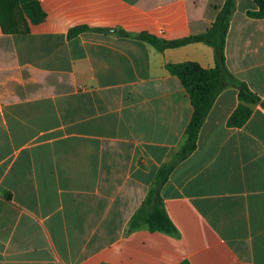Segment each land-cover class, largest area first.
<instances>
[{"label":"crops","instance_id":"crops-1","mask_svg":"<svg viewBox=\"0 0 264 264\" xmlns=\"http://www.w3.org/2000/svg\"><path fill=\"white\" fill-rule=\"evenodd\" d=\"M225 1L0 0V264H264V108L228 126L234 86L161 189L177 233L129 231L193 114L167 64L215 66L205 43L136 35L204 34ZM257 9L236 0L225 52L264 102Z\"/></svg>","mask_w":264,"mask_h":264},{"label":"trees","instance_id":"trees-1","mask_svg":"<svg viewBox=\"0 0 264 264\" xmlns=\"http://www.w3.org/2000/svg\"><path fill=\"white\" fill-rule=\"evenodd\" d=\"M258 9L249 11L248 15L254 18H264V0H253ZM40 8V7H39ZM236 10V0H226L220 9L216 20L211 28L204 34L192 35L176 40H163L149 33H139L136 36L150 44L159 51L166 48H177L191 43L202 42L214 48L215 66L204 68L198 62L168 63L167 68L176 75L184 88L187 90L193 114L184 133V142L173 160L165 165L158 174L156 185L150 190L145 204L135 213L129 225V231L138 228L142 224H148L151 230L177 233V228L167 214L161 189L168 180L175 167L186 160L198 147V139L202 126L204 125L211 109L213 108L218 96L228 86L238 89L239 105L228 119V126L242 127L253 114V106L264 102L249 85L236 77L226 64V38L230 29L231 18ZM44 14H42L43 16ZM0 21L5 22V16L0 12ZM88 27L79 26L70 30L69 35L75 36ZM120 34L129 36L131 34L121 31ZM7 198L10 200L11 195Z\"/></svg>","mask_w":264,"mask_h":264}]
</instances>
